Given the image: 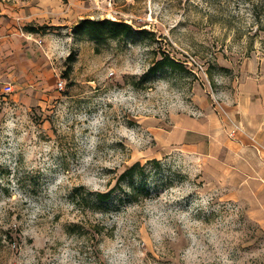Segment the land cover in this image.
<instances>
[{"label":"rangeland","instance_id":"rangeland-1","mask_svg":"<svg viewBox=\"0 0 264 264\" xmlns=\"http://www.w3.org/2000/svg\"><path fill=\"white\" fill-rule=\"evenodd\" d=\"M86 18L133 29L94 40ZM0 26L30 40L0 63V264H264L206 160L264 99V0H0Z\"/></svg>","mask_w":264,"mask_h":264},{"label":"crops","instance_id":"crops-1","mask_svg":"<svg viewBox=\"0 0 264 264\" xmlns=\"http://www.w3.org/2000/svg\"><path fill=\"white\" fill-rule=\"evenodd\" d=\"M2 29L0 26V63L5 55H19L30 44L18 33V37L15 32L5 35ZM237 115L233 137L222 138L218 150L211 146L206 160L216 177L227 175L237 196L247 198L250 215L264 228V99L241 100Z\"/></svg>","mask_w":264,"mask_h":264},{"label":"trees","instance_id":"trees-1","mask_svg":"<svg viewBox=\"0 0 264 264\" xmlns=\"http://www.w3.org/2000/svg\"><path fill=\"white\" fill-rule=\"evenodd\" d=\"M30 29L33 30L31 27ZM77 29L84 30L91 38L94 40L106 39L107 37H117L119 35H127L129 34L133 26L123 20H111V19H83L78 25ZM169 65L171 67H179L180 63L176 62L174 59L169 56H165L159 60H157L153 66L150 67L152 71H156L159 68ZM155 166H160L159 160L153 159L151 160ZM145 167L140 162H135L128 168H126L119 176L118 183L122 181H128L129 186L132 187L133 191H135V181L136 178L144 175ZM112 190H108L106 192H96L95 198L97 201H107L112 197ZM137 192H134L136 194Z\"/></svg>","mask_w":264,"mask_h":264},{"label":"built area","instance_id":"built-area-1","mask_svg":"<svg viewBox=\"0 0 264 264\" xmlns=\"http://www.w3.org/2000/svg\"><path fill=\"white\" fill-rule=\"evenodd\" d=\"M12 90H13L12 85H11V84H8V85L6 86L5 91H6V92H10V91H12Z\"/></svg>","mask_w":264,"mask_h":264}]
</instances>
